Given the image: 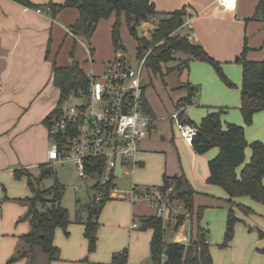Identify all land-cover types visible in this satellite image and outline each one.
Here are the masks:
<instances>
[{
  "label": "crops",
  "instance_id": "0c3cea01",
  "mask_svg": "<svg viewBox=\"0 0 264 264\" xmlns=\"http://www.w3.org/2000/svg\"><path fill=\"white\" fill-rule=\"evenodd\" d=\"M30 1L39 7H29L15 0H0V264H9L20 237L30 230L28 222L20 221L27 211V206L15 200L31 198L32 192L28 177L22 176L17 179L15 173L28 171L34 175L36 169H41L42 165L48 166L50 141L44 120L59 101V89L53 83V65L69 67L76 61L86 73L98 74L94 68L93 55L98 50L95 39L98 38L99 28L89 45L79 40L80 37H86L79 36L76 39L69 33L70 27L79 18L77 9H64L53 17L47 7L48 4L50 2L63 4L64 0ZM152 1L156 10L161 13H171L186 7L189 15L187 21L192 28L184 26L179 33L184 31V34H191L193 36L191 41L201 45L212 58L221 62L225 74L237 86L227 87L211 65L192 61L190 68L185 69L181 74L177 73L181 84L173 88L175 94V100H172L173 106L176 110L180 109L178 102L187 96L190 85L198 93L193 97V105L185 107L187 119L198 125L210 112L222 111L221 120L224 128L229 124L245 126L239 110L242 66L235 63V60L243 53L245 46L249 49L248 60H264V6L258 12L259 4L264 0H233L232 6L228 8L220 6L218 0ZM38 9L42 12H38ZM114 21L115 19L112 27ZM68 39L79 42L88 55L89 65L82 50L77 51L76 46L69 49L70 58L67 65L58 63L54 55L59 52L60 47H64ZM89 47H93L91 52L88 51ZM114 50L117 51L115 45ZM97 60L102 62L98 70L99 74H102L104 67L114 58L112 59L110 51L105 52L100 49ZM173 73L176 72L170 74ZM148 75L151 81L152 75L157 76L153 73ZM146 106L153 117L150 134L141 143L137 166L133 169L125 167L117 169L116 184L118 185L119 180L130 173L152 170L154 161L159 159V164L155 167L156 175L149 174L147 178L148 182L155 181L158 176L160 177L159 168L163 163V155H166L165 167L160 169L163 175L162 182L145 185L161 186L164 184L165 176L169 179L184 176L196 192L195 202L199 195L205 194L211 196L210 200L214 205L229 206L227 193L225 192L226 198H222L223 195L215 186L208 183L209 162L219 154V149L213 148L204 154H198L192 144L185 142L179 133L173 130L175 126L170 118L172 113L168 112L166 117L161 116L160 110L152 105L148 96H146ZM166 119L171 121V132L166 128L163 129L162 121ZM257 122L261 125L262 131L264 111L255 114L253 126L245 127L248 143L260 140L264 143V138L260 135L257 137L252 135L254 131L252 129ZM251 156L252 151L247 148L244 165L249 163ZM244 165L238 169V173ZM132 184L139 185L136 182ZM3 200L5 201L2 202ZM244 201L246 200L243 197L234 199L236 204L255 207ZM104 215L105 223H100ZM156 215V209L144 202L130 204L126 200L110 198L99 216L96 250L89 252L88 241L85 238V224L71 225L73 222L70 221L71 226H68L67 234L56 230L54 244L60 251V260L50 264H114L113 255L123 247L128 250L127 264H140L145 258L150 257V243L153 236L151 229L143 230L141 226L144 220ZM260 215L263 217L264 211L260 210V213L245 217L249 221H255ZM133 222L138 223L139 226L131 227ZM169 224L170 229H173L174 223ZM195 224L196 222H192L187 215L183 226L172 232H166V241L186 244L196 235ZM108 226L120 231L121 236L102 246L103 232ZM201 226L210 232L207 226ZM175 232L173 239L168 241L167 237ZM259 240L260 246L257 250L264 246V239ZM126 246H129V249ZM262 256L264 257V254ZM11 264H26V261L21 260Z\"/></svg>",
  "mask_w": 264,
  "mask_h": 264
},
{
  "label": "trees",
  "instance_id": "16d2710c",
  "mask_svg": "<svg viewBox=\"0 0 264 264\" xmlns=\"http://www.w3.org/2000/svg\"><path fill=\"white\" fill-rule=\"evenodd\" d=\"M29 7H39L30 0H15ZM264 2L258 6V12ZM48 9L53 17L64 9L74 8L79 12L76 23L70 31L76 36L91 39L100 23L114 16L112 27V40L119 49L121 46V25L124 17L127 28L136 40L138 58H143L148 52L145 66L149 73L166 77L172 72L181 74L190 68L192 61L204 62L213 67L220 80L229 88H236V84L225 74L222 63L212 58L205 49L189 40L187 34L179 33L189 17L187 8L171 13H161L156 10L152 0H64L63 4L50 2ZM257 12V13H258ZM258 16V14H257ZM152 19L157 21L156 29L152 31L150 39L138 36V29L149 24ZM248 47L239 55L235 63L242 66V85L240 111L246 126L253 124L255 114L264 111V60L250 61L247 59ZM178 54L187 58L175 66L169 63L176 60ZM53 83L59 89V101L54 110L44 120L46 126L49 122L63 112L64 104L72 94L86 92L90 86V79L86 71L76 61L69 67L53 65ZM198 93L195 88L188 85V94L178 102V108L193 105V97ZM150 114L147 106L145 107ZM185 122L198 128V133L192 143L198 154H204L213 148L219 149V154L209 162L210 185L220 186L229 196V214L222 248H228L235 237V225L241 221L236 216L234 208L240 209L245 215L253 211L241 204H236L234 199L249 197L253 201L264 205V143L254 141L248 143L245 137L244 126L229 124L224 128L221 116L222 111L210 112L196 125L187 119L184 112L180 114ZM250 148L252 156L248 164L246 149ZM242 168L238 173V169ZM45 166L42 165L41 169ZM17 179L28 177V184L33 192L31 198L15 200L27 206L26 213L20 221L28 222L29 232L20 237L17 248L9 260V264L25 260L26 264H37L39 250L47 256V264L60 260V251L55 246V233L58 228L67 234L70 225L67 211L62 207L61 185L56 184L52 190H41L35 185V176L28 171H16ZM164 186L173 185L176 195L174 200L183 204L185 213L178 216V221L173 229L177 230L189 215L192 222L198 223L196 235L188 244L167 242L165 239L166 228L161 218L150 217L143 221L141 229L153 231L150 243V258L152 264H214L211 254V245L208 240L209 231L201 226L204 208L195 209V190L184 176L169 179L164 177ZM102 200L90 209L88 220L85 224V238L88 241L89 252H94L97 247L99 216L109 197V188L102 190L97 184ZM51 194L52 198H47ZM10 200V199H5ZM259 236L264 239V232L259 230ZM258 251L264 254V246ZM114 264L128 263V250L115 253L112 259Z\"/></svg>",
  "mask_w": 264,
  "mask_h": 264
},
{
  "label": "built area",
  "instance_id": "2783aa9c",
  "mask_svg": "<svg viewBox=\"0 0 264 264\" xmlns=\"http://www.w3.org/2000/svg\"><path fill=\"white\" fill-rule=\"evenodd\" d=\"M218 3L224 8L229 7V0H218ZM38 12L42 10L38 9ZM184 26L192 28L187 20ZM69 33L78 39L79 36L70 30ZM188 38L191 41L193 36L190 34ZM92 50L93 47H89L88 51ZM149 53L141 59L137 57L140 64L135 69L127 63L125 50L119 48L102 74L87 73L90 79L88 91L72 94L68 100L85 102L63 108V112L47 126L49 138L54 141L48 152L47 165L74 163L79 177L96 176L102 190L109 188L108 199L146 203L156 209V216L163 220L166 232H172L174 229H170L169 223L175 225L178 216L185 213L183 204L174 200L176 192L173 185L132 184L129 191L122 192L115 182L118 168L133 169L137 166L141 143L149 136L153 124V117L145 108L146 87L150 79L145 63ZM182 112L186 116L185 107L173 112L170 118L179 136L192 144L198 128L185 122L180 116ZM96 200H102L100 191ZM138 226L134 223L132 227Z\"/></svg>",
  "mask_w": 264,
  "mask_h": 264
},
{
  "label": "rangeland",
  "instance_id": "374dc122",
  "mask_svg": "<svg viewBox=\"0 0 264 264\" xmlns=\"http://www.w3.org/2000/svg\"><path fill=\"white\" fill-rule=\"evenodd\" d=\"M113 19L114 18L112 17L104 20L98 27L99 28V31L97 33L98 38L95 39L96 40L95 46H97L98 50L97 53L93 55L94 68L96 73H98L95 75H100L98 70L102 62L97 60L100 49L105 52L110 51L112 59L115 58L116 52L114 50V45L112 43V38H111ZM156 23L157 21L155 19H152L149 24L139 28L138 36L141 38H144L146 36L147 39H150L149 34H151V32L156 29V25H157ZM183 33L184 31L182 32V34ZM79 40L89 45L91 43L90 41L91 39L88 38L80 37ZM121 44L125 45L128 50L127 52L125 51L127 53L126 56L127 63L131 67L137 69L140 64V60L137 58L138 56L137 43L135 38L131 36L127 28L124 17L122 18V25H121ZM74 46H76L77 51L82 50L83 52L82 54L86 57L87 64L89 65L88 62L89 58L86 51L82 48L79 42H74L72 41V39L67 41L64 47H60L58 50L59 52L58 53L56 52V54L54 55V57H57L58 63H60L61 65L68 64L70 58L68 52L69 49ZM185 59L186 56L184 54H178L176 56V60L170 62L169 66H175L177 65L178 62H181ZM144 75L147 76V73H145ZM152 77H153L152 81L151 79L148 80L149 83L146 87V90L148 89V92L146 93V96H148L152 105L155 106L156 109L158 108V110H160V115L166 117L168 116L167 115L168 112L173 113L176 111V108L173 106L172 103V100H175V94L173 92V88L181 84L180 76L177 73H173L166 76L164 79H162L159 75L157 76L152 75ZM151 82H153V84H151ZM84 102L85 100L73 99L66 102L64 104V108L80 105L83 104ZM162 124L164 125L163 129L166 128V130L171 132L172 128H171L170 120L166 119L162 121ZM253 124H254V120H253ZM253 124L250 126H246L244 123L245 125L244 128L251 127L253 126ZM260 127L261 125L259 124V122H257L252 129L254 130L252 135L254 137L260 135L261 138H264V128L261 131ZM173 130L176 132L177 131L176 127H174ZM249 136H251V134ZM49 141H50L49 148H52V146L54 145V141L50 138ZM261 141L262 140H260V142ZM165 159H166V155H163V163L160 165L159 168L160 177L158 176L155 181L148 182L147 178H149L148 177L149 174L156 175L157 171L155 170V167L159 164L160 161L159 159H156L154 161L152 170L148 172H143L141 170V171H136L135 174L130 173L129 175L123 176L119 180V184H118L119 189L122 192L129 191L131 189L133 182H136L139 185L141 184L145 185L148 183L149 184L161 183L163 175L162 172H160V169L161 168L164 169ZM53 168L54 169L51 172L45 175L41 174V169H36V172L34 174L35 185L39 187L41 190H46V191L52 190L56 184L61 185L63 188L61 205L67 211L69 220L73 222L71 225L74 224L82 225L88 220L90 209L98 206V204H96L95 202V198L98 196V190L96 188V184L99 182V178L96 176H90L88 178L79 177L76 165L72 162L56 163L53 165ZM215 188L220 192V194L223 195L221 196L222 198H226V193L223 190V188H221L220 186H215ZM32 196H33V192L31 194V197ZM47 198L51 199L52 195L48 194ZM210 198L211 196L209 195H205V194L199 195L197 201L195 202V209L197 210L199 207L204 208L203 219L200 224L207 226L210 230L208 240L211 244V249L215 264H264V257L257 250V248L260 246L259 230L264 232V216L261 217L260 215L255 219V221H249L245 217V214L240 209L235 207L234 211L236 216L241 218L242 220L235 225V237L231 246L229 248H222L221 245L224 242V236L227 227V219L230 208L227 205H221V206L214 205V203H211ZM243 199L246 200L244 202H249L250 204H253V206H255L253 208L245 206L251 209L253 213L257 214L260 213V210L264 211V205L253 201L249 197H243ZM4 201L5 200H3L2 202ZM129 203L133 204L131 202ZM123 211L124 210L122 209L121 212ZM108 217H109V213H108ZM100 223H105V215L103 219L102 218L100 219ZM133 224L134 222L131 223V227ZM197 225L198 223L196 221L195 226L197 227ZM58 230L65 232L61 228H58ZM103 234L104 236L102 240H104V242L102 246H105L106 244L114 241L115 237L119 239L121 236L120 231H118L113 226H111L110 228L109 226L106 227ZM175 235L176 232L173 235L170 234V236L167 237V240L170 241L171 239H173ZM126 247L129 249V246ZM124 248L125 247H123L122 249L119 248L120 250L118 252L123 251ZM46 257L47 256L39 250L37 264H45ZM148 262L152 264L151 258L149 256L145 258L143 262H141L140 264H147Z\"/></svg>",
  "mask_w": 264,
  "mask_h": 264
},
{
  "label": "water",
  "instance_id": "95a60500",
  "mask_svg": "<svg viewBox=\"0 0 264 264\" xmlns=\"http://www.w3.org/2000/svg\"><path fill=\"white\" fill-rule=\"evenodd\" d=\"M120 48H122V49L125 50L126 52L128 51L127 48H126V46L123 45V44H121ZM53 169H54V168H53L52 165H50V166H46V167H44L43 169H41V174H42V175H45V174L51 172ZM189 225H190V224H189ZM188 231H189L188 234H189V240H190V226H189ZM189 242H190V241H189Z\"/></svg>",
  "mask_w": 264,
  "mask_h": 264
},
{
  "label": "bare ground",
  "instance_id": "6f19581e",
  "mask_svg": "<svg viewBox=\"0 0 264 264\" xmlns=\"http://www.w3.org/2000/svg\"><path fill=\"white\" fill-rule=\"evenodd\" d=\"M232 2H233V0H229V7L232 6Z\"/></svg>",
  "mask_w": 264,
  "mask_h": 264
}]
</instances>
